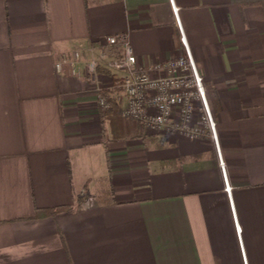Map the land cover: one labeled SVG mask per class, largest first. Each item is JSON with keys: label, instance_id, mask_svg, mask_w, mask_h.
Segmentation results:
<instances>
[{"label": "crops", "instance_id": "1", "mask_svg": "<svg viewBox=\"0 0 264 264\" xmlns=\"http://www.w3.org/2000/svg\"><path fill=\"white\" fill-rule=\"evenodd\" d=\"M172 4L230 195L198 113V138L101 114L84 68L123 107L122 46L100 43L161 76L184 51ZM0 264H264V0H0Z\"/></svg>", "mask_w": 264, "mask_h": 264}, {"label": "built area", "instance_id": "2", "mask_svg": "<svg viewBox=\"0 0 264 264\" xmlns=\"http://www.w3.org/2000/svg\"><path fill=\"white\" fill-rule=\"evenodd\" d=\"M172 9L184 51L180 58L153 67L152 71L157 74L162 73L161 76L153 78L149 72L136 69V59L125 37H109L100 43L105 47L122 46V56L113 58L108 63L109 69L123 73L121 81L116 86L124 95L126 103L118 109V112L122 118L141 123L155 133L179 131L189 138H198L203 132L198 128L190 127L195 114L198 113L218 151L215 123L210 113L203 82L191 57L177 18V9L173 4ZM79 59L80 54L77 52L73 54L72 59L64 54L60 62L56 63V69L60 70L62 65L68 62L73 66ZM97 66L94 59L87 60L84 64L89 81L95 84L98 106L102 110H107L109 105L101 96V89L97 84ZM175 110L179 114L177 121H173ZM218 156L224 176L225 191L230 195V187L219 151Z\"/></svg>", "mask_w": 264, "mask_h": 264}, {"label": "trees", "instance_id": "3", "mask_svg": "<svg viewBox=\"0 0 264 264\" xmlns=\"http://www.w3.org/2000/svg\"><path fill=\"white\" fill-rule=\"evenodd\" d=\"M110 94L111 93L109 90H106V89L101 90V96L106 99V101L109 105V108L107 110H102L101 114L105 113V115H106L108 113H111L114 115L117 113L119 104L114 98H112L110 96ZM64 210H69V208H55V209L38 210L36 217L37 218L54 217L57 213H59L60 211H64Z\"/></svg>", "mask_w": 264, "mask_h": 264}, {"label": "rangeland", "instance_id": "4", "mask_svg": "<svg viewBox=\"0 0 264 264\" xmlns=\"http://www.w3.org/2000/svg\"><path fill=\"white\" fill-rule=\"evenodd\" d=\"M98 87L100 88V86H98ZM198 121H199V122H201V119H200V117H199ZM213 121H214V119H213ZM214 123H215V121H214Z\"/></svg>", "mask_w": 264, "mask_h": 264}]
</instances>
